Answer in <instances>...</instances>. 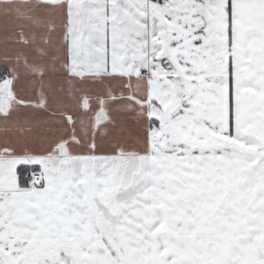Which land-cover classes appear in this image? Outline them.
Instances as JSON below:
<instances>
[{"label":"snow or ice","instance_id":"obj_1","mask_svg":"<svg viewBox=\"0 0 264 264\" xmlns=\"http://www.w3.org/2000/svg\"><path fill=\"white\" fill-rule=\"evenodd\" d=\"M0 264H264V0H0Z\"/></svg>","mask_w":264,"mask_h":264}]
</instances>
